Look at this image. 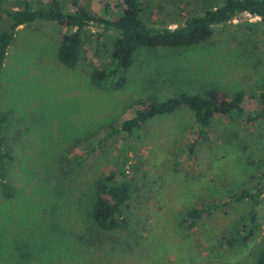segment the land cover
I'll return each instance as SVG.
<instances>
[{
    "label": "rangeland",
    "instance_id": "374dc122",
    "mask_svg": "<svg viewBox=\"0 0 264 264\" xmlns=\"http://www.w3.org/2000/svg\"><path fill=\"white\" fill-rule=\"evenodd\" d=\"M5 1L17 7L19 0ZM30 1L33 6L45 2ZM82 1L98 14L105 0ZM108 1L118 10L123 0ZM142 1L149 23L170 28L201 12L204 3ZM7 24L0 14V30ZM64 31L48 22L21 26L0 75V111L9 116L5 181L13 190L7 197L0 186V233L8 240L0 264H257L264 251V194L255 205L261 230L234 248L223 245L221 237L247 221L253 202L221 201L256 191L264 182V118L248 123L216 115L205 138L182 106L129 135L111 136L79 165L76 158L86 155L87 142L106 127L120 128L153 98L217 86L244 91L246 111H258L264 23L242 13L215 26L201 46L138 50L126 83L117 89L90 79L94 68L109 61L116 31L90 24L72 68L56 57ZM121 168L130 182L129 222L100 231L88 215L93 179L115 170L119 180ZM192 206L207 214L188 228L180 223Z\"/></svg>",
    "mask_w": 264,
    "mask_h": 264
},
{
    "label": "trees",
    "instance_id": "16d2710c",
    "mask_svg": "<svg viewBox=\"0 0 264 264\" xmlns=\"http://www.w3.org/2000/svg\"><path fill=\"white\" fill-rule=\"evenodd\" d=\"M112 7V3L105 0L100 12L94 14L82 0H45L41 6H33L30 0H19L17 7H11L5 0H0V14L8 18L7 26L0 30V75L8 49L19 28L35 22L54 23L65 30L61 34L56 57L62 65L70 68L79 61L84 34L90 24L102 26L104 30L116 31L109 61L101 68H94L90 74L94 85L115 89L126 83L127 72L138 50L164 48L176 51L201 46L213 35L215 26L228 23L242 13L257 16L260 22L264 23V0H219L214 3L204 0L201 12L188 16L174 28L149 23L145 17L142 0H123L120 9L113 10ZM244 100V91L227 92L217 86H204L200 91L182 92L165 99L153 98L146 106L137 110L134 116L125 119L120 128L106 127L102 136L87 142V153L85 156H78L76 164L86 161L111 136L120 132L129 135L134 128L140 127L153 117L173 114L182 106L192 113L198 134L203 137L207 135L216 115H224L231 121L260 122L264 118V92L259 95L258 111H246ZM8 120V114L0 111V186L2 194L10 197L13 190L5 181L6 160L9 158L5 149ZM119 173V180L115 170L99 172L93 179L88 215L100 231H113L129 222L127 206L130 199V182L124 168H121ZM261 194H264V182L258 184L256 191L234 193L228 200L221 201L224 205L244 199H251L253 202L247 214L248 222L242 220L244 222L239 229L222 236L223 245L229 248L245 245L248 237H254L261 230L262 222L257 220L255 209ZM212 205L220 206L218 203ZM206 214L204 208L192 206L186 210L180 224L183 226L185 223L188 228H193ZM7 246L6 235L0 233V253L5 251ZM257 264H264V251L257 256Z\"/></svg>",
    "mask_w": 264,
    "mask_h": 264
}]
</instances>
